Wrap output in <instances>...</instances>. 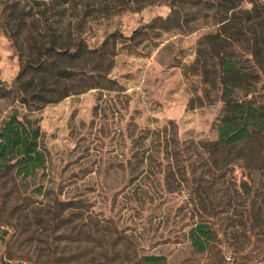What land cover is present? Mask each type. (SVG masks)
<instances>
[{
  "label": "trees",
  "instance_id": "1",
  "mask_svg": "<svg viewBox=\"0 0 264 264\" xmlns=\"http://www.w3.org/2000/svg\"><path fill=\"white\" fill-rule=\"evenodd\" d=\"M155 1L160 0H1L2 26L17 53L19 71L10 89L0 86V102L17 101L33 111L90 89L111 90L115 81L108 75L119 45L136 49L150 36L208 29L181 73L193 91L187 110L221 101L216 139L183 141L171 120L162 134L147 132L133 141L148 142L138 152L144 165L157 160V165L172 163L178 179L190 189L196 212L186 235L191 252L206 256L205 264H242L258 244L264 252V0H165L169 14L152 19L128 37L114 32L96 48L83 37L94 17ZM47 155L37 120L10 116L0 128V187L10 179L18 189L50 197L40 183ZM236 168L241 171L239 180ZM13 190L0 192L3 204ZM30 206L12 205L18 231L13 228L5 241L6 262L168 264L164 255L141 252L117 227L104 230L97 222L78 224L88 212L82 199H53L44 220ZM43 222L42 253L19 250L20 238L21 247L32 249L35 241L39 243L35 227ZM2 233L9 235V230ZM66 240L85 244L64 253L57 242Z\"/></svg>",
  "mask_w": 264,
  "mask_h": 264
},
{
  "label": "rangeland",
  "instance_id": "2",
  "mask_svg": "<svg viewBox=\"0 0 264 264\" xmlns=\"http://www.w3.org/2000/svg\"><path fill=\"white\" fill-rule=\"evenodd\" d=\"M131 5L119 13L94 17L83 32L87 44L96 48L114 32L128 37L136 28L158 16L164 18L170 11L165 0ZM1 6L0 0V86L10 89L19 71V59L2 26ZM206 32L208 29L189 34L166 32L150 36L136 49L119 45L108 75L115 81L111 90L90 89L33 111L17 101L0 102V128L13 114L37 120L48 154L40 183L51 192L47 198L34 196L31 189H18L10 179L4 180L0 192L13 188L14 194L4 204L0 199V264H13L2 256L13 228L18 231L13 203L28 202L44 220V215H50L53 199H82L88 212L78 224L94 226L97 222L104 230L117 227L141 252L164 255L168 264L206 263V256L194 255L188 246L186 235L196 221V212L190 189L177 177V166L169 162L157 165L158 160L144 165L138 152L148 142L133 141L147 132L162 134L171 120L183 141L216 139L221 101L187 110L193 91L181 73V66L194 58L198 38ZM234 176L241 178L238 168ZM26 195L29 198L23 201ZM44 226L45 222L35 227L39 243L35 241L32 249L21 247L20 238L18 249L30 250V255L42 253ZM4 229L9 235L2 233ZM84 244V240L57 242L65 248L64 253ZM260 245L248 252V261L242 264H264L256 259L264 258Z\"/></svg>",
  "mask_w": 264,
  "mask_h": 264
}]
</instances>
